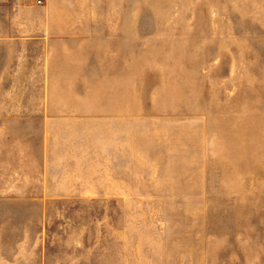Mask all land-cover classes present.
Instances as JSON below:
<instances>
[{"label": "rangeland", "instance_id": "obj_1", "mask_svg": "<svg viewBox=\"0 0 264 264\" xmlns=\"http://www.w3.org/2000/svg\"><path fill=\"white\" fill-rule=\"evenodd\" d=\"M90 2L122 38V202L0 205V264H264V0Z\"/></svg>", "mask_w": 264, "mask_h": 264}, {"label": "crops", "instance_id": "obj_2", "mask_svg": "<svg viewBox=\"0 0 264 264\" xmlns=\"http://www.w3.org/2000/svg\"><path fill=\"white\" fill-rule=\"evenodd\" d=\"M117 28L90 0H0V205L122 202Z\"/></svg>", "mask_w": 264, "mask_h": 264}, {"label": "built area", "instance_id": "obj_3", "mask_svg": "<svg viewBox=\"0 0 264 264\" xmlns=\"http://www.w3.org/2000/svg\"><path fill=\"white\" fill-rule=\"evenodd\" d=\"M30 1L34 6H41L44 3V0H30Z\"/></svg>", "mask_w": 264, "mask_h": 264}]
</instances>
